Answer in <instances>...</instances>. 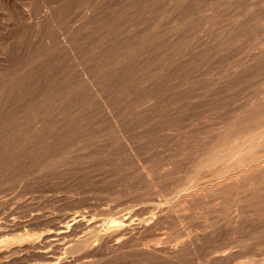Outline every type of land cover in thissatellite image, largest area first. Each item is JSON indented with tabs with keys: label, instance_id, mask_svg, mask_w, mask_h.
<instances>
[{
	"label": "rangeland",
	"instance_id": "obj_1",
	"mask_svg": "<svg viewBox=\"0 0 264 264\" xmlns=\"http://www.w3.org/2000/svg\"><path fill=\"white\" fill-rule=\"evenodd\" d=\"M260 118L264 0H0V197L18 195L0 224L25 216L10 235L36 247L74 213L129 221L81 253L0 245V264H179L180 241L195 264H225L207 257L229 247L264 264V143L258 171L194 165L218 146L211 129L232 122L236 141Z\"/></svg>",
	"mask_w": 264,
	"mask_h": 264
},
{
	"label": "bare ground",
	"instance_id": "obj_2",
	"mask_svg": "<svg viewBox=\"0 0 264 264\" xmlns=\"http://www.w3.org/2000/svg\"><path fill=\"white\" fill-rule=\"evenodd\" d=\"M198 76V75H197ZM198 90V89H197ZM174 101V100H173ZM78 102V101H77ZM76 104V103H75ZM71 105V104H70ZM69 105V106H70ZM36 126V125H35ZM233 124L228 123V126L225 131H223L222 133L220 132V130L215 131L214 129L210 130V134H209V138H213L214 135H221L220 141L218 142V146L215 148L214 146L209 148V152L207 157L200 161V159H195L194 161V165H196V167L201 168L203 166H210L215 164L216 161H213V157H218V162L220 165V169H222V173H228L229 172V177L231 178L233 177L236 173H234V169L237 168V172H244L246 173L248 169H252L254 171H258V164L259 162L261 163V159L260 157H257V153L259 152L256 149L257 145H260L261 143H264V119L260 118L258 120H256L252 125H251V129L252 131H255L254 136H251L249 138H244V139H238L236 141L234 140H230L229 136L232 133V128ZM258 131V132H257ZM205 132V130L203 131ZM209 132V131H208ZM188 133V132H187ZM196 133V131H195ZM199 133V132H198ZM207 133V129L206 132ZM194 134V133H193ZM197 134V133H196ZM203 134V133H200ZM198 135L201 136V135ZM192 136V135H191ZM197 136V135H196ZM188 137V136H187ZM186 137V138H187ZM223 137V138H222ZM207 138V137H206ZM222 138V139H221ZM184 139V138H183ZM190 139V138H189ZM192 139V138H191ZM190 140H186V141H191ZM208 139L206 141H208ZM193 140V139H192ZM196 140V139H195ZM194 140V141H195ZM182 141V139H181ZM184 142V141H183ZM182 142V143H183ZM188 143V142H186ZM191 143V142H190ZM208 144V143H207ZM180 145V143H179ZM182 145V144H181ZM182 147V146H180ZM214 149V150H213ZM263 151V150H262ZM261 152V151H260ZM111 155V154H110ZM264 160V159H263ZM262 165V164H261ZM264 165V164H263ZM261 170V169H260ZM260 172H262L264 174V169H262ZM220 173L218 175V178L220 179L219 184L221 181H223V179L225 180L226 177H224V174ZM239 174V173H238ZM260 175V174H259ZM159 176H161L159 174ZM158 177V176H157ZM159 178V177H158ZM198 178V177H197ZM196 178V179H197ZM201 178V177H200ZM222 178V179H221ZM198 180V179H197ZM243 180V179H242ZM252 180V179H250ZM227 181V180H226ZM224 182V181H223ZM216 183L218 184V182L216 181ZM214 183V184H216ZM225 183V182H224ZM195 184V179H191L188 180L185 183L186 187H190L191 185ZM240 184V183H239ZM234 188V187H233ZM235 189V188H234ZM238 189V188H237ZM138 190V189H137ZM194 190V189H193ZM201 190V189H200ZM199 190V191H200ZM206 190V189H204ZM20 191V190H19ZM192 191V190H191ZM195 191V190H194ZM259 191V190H258ZM262 191V190H261ZM49 192V191H48ZM204 192V191H203ZM210 192V190H209ZM214 192V190H213ZM187 193V192H186ZM189 193V192H188ZM191 193V192H190ZM196 193V192H195ZM194 193V194H195ZM217 193V192H216ZM240 192H237V194ZM250 193V192H249ZM248 193V194H249ZM19 194V193H18ZM193 194V193H192ZM14 195V194H13ZM9 196V195H4L2 197H0V206H5L7 204H12V201H16L17 196ZM190 195V194H189ZM179 196V195H178ZM248 196V195H247ZM180 197V196H179ZM184 197V196H183ZM180 197V198H183ZM246 197V196H245ZM186 198V197H185ZM179 198H177L178 200ZM240 199V198H239ZM28 201V200H26ZM179 201V200H178ZM198 201V199H197ZM17 202V201H16ZM177 202V201H176ZM244 202V200L242 201ZM228 203V202H227ZM225 203V205L227 204ZM235 204H237L236 206H239L240 201H235ZM16 204V203H15ZM110 204V203H109ZM202 205V204H201ZM17 206V205H16ZM35 206V205H34ZM260 206V205H259ZM68 207V206H66ZM224 207V206H223ZM19 208V207H18ZM26 208V206H25ZM24 208V209H25ZM82 208V206H81ZM174 208V207H173ZM173 208L170 209L171 210V214L173 211ZM22 209V208H21ZM189 209V208H188ZM20 210V208H19ZM31 210V209H30ZM34 210V209H33ZM36 210V209H35ZM39 210V209H38ZM260 210V209H259ZM258 210V211H259ZM263 210V209H262ZM260 210V211H262ZM5 211V210H4ZM17 211V210H16ZM28 211V210H27ZM114 211V210H113ZM176 211V210H175ZM255 211V210H254ZM29 212V211H28ZM31 213L33 211H30ZM89 212V211H88ZM107 212V211H106ZM189 212V211H188ZM251 212V211H250ZM23 213V212H22ZM72 213V211L70 212ZM105 213V212H104ZM108 213V212H107ZM126 213V212H125ZM135 213V212H134ZM161 213V212H160ZM169 213V212H168ZM167 213V214H168ZM18 214V213H17ZM16 212L8 210V212H6L5 217L3 218V222L2 224H0V245L2 246H6L9 247L10 245H16L17 246V250L16 251H23L26 250L28 248H35L37 250V252L39 254L42 255H47L49 254V251L52 250H64V253H81L82 249H86V247H88V242L90 240V238H94L98 243L100 241H104L106 238H113L114 240L120 241V239H123V237L126 235V227L128 226V217H124V216H120V217H116V218H108V219H102V220H97L95 217L93 216H89V218L86 220L85 216H83L82 214H78V213H74L73 215L64 218L63 220H60L58 225L54 226V227H46L45 230H43L42 232H39L40 234V244H37L36 247H32V244L36 243L35 238L33 235H31L30 231L23 232V233H19L15 236L10 235V232L12 231H19L21 229V227H23L24 224V220L21 221L20 219L25 218V216H17ZM21 214V213H20ZM39 214V213H38ZM175 214V213H174ZM19 215V214H18ZM31 215V214H30ZM166 215V214H165ZM163 215V216H165ZM263 215V214H262ZM49 216V215H48ZM65 216V215H63ZM99 216V215H98ZM107 216V215H106ZM119 216V215H117ZM140 216V215H138ZM155 216V215H154ZM162 216V217H163ZM255 216V215H254ZM144 217V216H143ZM190 217V216H189ZM264 217V216H263ZM34 218V217H33ZM32 218V219H33ZM136 218V216H135ZM179 217H177L178 219ZM214 218V217H213ZM39 219V218H38ZM84 219L86 222H84ZM161 219V218H160ZM35 220V219H34ZM159 220V219H158ZM210 220V219H209ZM263 220V218H262ZM29 221V220H28ZM33 221V220H32ZM54 221V220H53ZM104 221V222H103ZM84 222V223H83ZM44 223V222H43ZM47 223H49L47 221ZM98 223H100L99 225H97ZM134 223V222H133ZM242 223V222H241ZM263 223V222H262ZM40 224V223H39ZM144 224V223H143ZM164 224V223H163ZM225 224V223H224ZM239 224V223H238ZM42 225V224H41ZM146 225V224H145ZM38 226V225H37ZM36 226V227H37ZM163 226V225H162ZM174 226V225H172ZM264 226V225H263ZM30 227V226H29ZM35 227V226H33ZM236 227V226H235ZM31 228V227H30ZM112 231L110 233L109 230ZM183 228V226H182ZM148 229V228H147ZM158 229V228H157ZM253 229V228H252ZM156 230V229H155ZM262 229H260L261 231ZM225 232V231H224ZM223 232V233H224ZM108 233V234H107ZM182 233V232H181ZM16 234V233H15ZM264 234V233H263ZM161 235L164 236V234L161 233ZM160 235V236H161ZM173 235V234H172ZM245 235V234H244ZM128 236V235H126ZM152 236V235H151ZM220 236V235H219ZM223 236V235H222ZM254 237L256 235H253ZM264 236V235H262ZM146 237V236H145ZM159 237V236H158ZM172 237V236H171ZM144 238V237H142ZM227 238V237H226ZM238 238V237H237ZM243 238V237H242ZM134 239V238H133ZM170 239V237L168 238ZM167 239V240H168ZM220 239V238H219ZM256 239V238H255ZM95 240L92 244L95 243ZM112 240V239H111ZM165 240V239H163ZM222 240V239H221ZM228 240V239H227ZM253 240V239H252ZM142 241V240H141ZM156 241V240H155ZM154 241V242H155ZM250 241V240H249ZM115 241H113L114 243ZM129 242V241H128ZM159 241H156V243ZM161 242V241H160ZM159 242V243H160ZM210 242V241H209ZM208 242V243H209ZM151 243V242H150ZM149 243V244H150ZM155 243V244H156ZM164 243V242H163ZM162 243V244H163ZM168 243V242H167ZM179 245H174L171 248V254H173V258L176 259V261L182 262V264H195L193 262L194 258L192 259L191 256L184 254L183 250H184V246H185V241H180L178 242ZM264 243V242H261ZM260 243V244H261ZM108 244V243H107ZM107 244L103 245L106 246ZM124 244V243H123ZM146 244V243H145ZM110 245V244H109ZM147 245V244H146ZM157 245V244H156ZM160 245V244H159ZM216 245V244H215ZM252 245V244H251ZM250 245V246H251ZM34 246V245H33ZM118 246V245H117ZM120 246V245H119ZM155 246V245H153ZM211 246V245H210ZM259 246V244L257 245ZM128 247V246H127ZM134 247V246H132ZM3 248V247H2ZM112 248V247H111ZM117 248V247H116ZM142 248V247H140ZM211 248V247H210ZM214 248V247H213ZM212 248V249H213ZM1 249V248H0ZM109 249V248H108ZM100 250V249H99ZM156 250V249H155ZM158 250V249H157ZM210 250V249H209ZM1 251H5V252H1ZM0 251V256H4V254H11L13 253L12 251L10 252L9 249L8 250H1ZM160 251V250H159ZM249 251V250H248ZM247 251V252H248ZM92 252V251H91ZM203 252V251H202ZM63 254V252H61ZM169 253V254H170ZM204 253V252H203ZM202 253V254H203ZM211 253V256H208L207 258L209 259V262L213 263L216 260H220L222 262H224L225 264H246V262H242L241 260L238 262H232L231 260L233 259V255L235 256V252H233V250L231 249V247L226 248V250L223 251H214L213 253ZM3 254V255H2ZM24 254V253H23ZM26 254V253H25ZM24 254V255H25ZM38 254V255H39ZM91 254V253H90ZM88 254V255H90ZM28 255V253H27ZM35 255V254H34ZM37 255V256H38ZM60 254L57 252L56 253H51V255L49 256V259L46 260V262L44 264H55L56 261L59 260V256ZM87 255V256H88ZM18 256V255H17ZM95 256V255H93ZM5 257V256H4ZM34 257V256H33ZM32 257V258H33ZM39 257V256H38ZM85 257V256H84ZM8 258V257H7ZM26 258V257H25ZM31 258V257H29ZM28 258V259H29ZM63 258V257H62ZM239 258V257H238ZM27 259V260H28ZM82 259V258H81ZM264 259V258H263ZM6 260V259H5ZM20 260V259H19ZM45 260V259H44ZM42 261V260H41ZM61 261V260H60ZM228 261H231L228 262ZM59 262V261H58ZM168 263V262H167ZM171 263V262H170ZM198 263V262H197ZM262 263V262H261ZM260 263V264H261ZM10 264V263H9ZM159 264V263H158ZM174 264V263H173ZM176 264V263H175ZM178 264V263H177ZM201 264V263H199ZM210 264V263H208Z\"/></svg>",
	"mask_w": 264,
	"mask_h": 264
}]
</instances>
